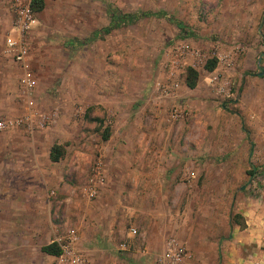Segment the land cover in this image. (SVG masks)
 <instances>
[{"label": "rangeland", "instance_id": "obj_1", "mask_svg": "<svg viewBox=\"0 0 264 264\" xmlns=\"http://www.w3.org/2000/svg\"><path fill=\"white\" fill-rule=\"evenodd\" d=\"M113 8L126 13L164 12L171 19L143 17L104 34L102 29L109 21L107 10ZM263 13L264 0H44L29 37L30 65L37 76V106L51 114L52 120L32 133L0 131V162L4 163L0 165V195L12 190L9 171L15 164L18 184L13 190L43 193L55 203L63 199L58 205L64 213L53 216L56 233L43 231L44 239L33 236L30 242V246H36L28 251L34 259L31 264H53L42 254L33 256V252L38 253L41 244L56 236L66 238L73 229L82 233L76 248L88 264H155L164 240L171 234L183 247L179 264H203L202 256L216 246L204 241L206 201L213 195L217 198V194L220 198L236 194L245 182L239 177L244 169L237 164L236 168L221 169L226 171V180L219 184L212 177L216 169L208 164L201 169L186 161L184 157L195 155L202 130L211 125L209 119L198 115L190 126L191 112L188 118L184 119V114L173 119L170 111L174 106L185 108L189 99L194 105L215 102V109L221 102L238 100L246 75L256 76L257 55L264 53ZM177 22L184 25L183 30ZM10 26L7 0H0V114H17L20 110L19 67L3 52ZM95 32L98 35L94 38ZM183 42L200 54L195 91H189L185 84L188 66L178 76H169L166 67L172 48ZM231 49L230 67L218 66L215 60L213 70L205 69L213 55ZM222 78L228 81V95L217 91ZM172 82L178 86L165 95L161 86H172ZM154 99L162 104L156 116L150 113ZM233 108L226 107L224 113ZM213 115L216 124L219 116ZM154 129L158 130L155 138H145L141 133ZM103 132H109L107 141L102 139ZM241 133L253 142L247 173L263 177L264 132H237ZM2 135L14 143L7 146ZM218 136V132H210L208 140L205 138L210 142V153L221 140ZM228 136L231 144L237 141L236 132ZM149 142L159 152L144 151ZM51 144L61 146L57 162L47 159ZM186 145L194 147L189 156ZM188 170L198 173L188 179ZM96 171L101 172L103 181L89 196ZM26 178L32 184H25ZM148 178L152 179L150 183L145 181ZM229 206L225 208L229 218L237 219L232 202ZM134 217L140 220V226ZM10 219L4 213L0 218V264H29L30 259L23 262L25 248H11L15 235L18 244L25 242L29 227L23 221L21 230L14 234ZM131 227L136 229L134 235L128 234ZM86 249L94 252L93 261Z\"/></svg>", "mask_w": 264, "mask_h": 264}, {"label": "crops", "instance_id": "obj_2", "mask_svg": "<svg viewBox=\"0 0 264 264\" xmlns=\"http://www.w3.org/2000/svg\"><path fill=\"white\" fill-rule=\"evenodd\" d=\"M257 62L258 71L256 73V76L252 77L250 76L251 74L246 75L244 85L240 90V96L238 100H235V102H221L220 107H217V109H215V102L208 105L204 104L207 106V109H203L206 108L204 107V105H197V103L194 105V103L188 102L190 100L192 101L193 99H189L186 101V103L188 104L184 106L186 110L184 119L190 117V112L192 114L190 119L191 122L189 123L190 126H192L197 120L198 115H201V117L204 119H209L207 122L211 125L210 129L202 130L201 143L198 145V148L195 149V155L192 154V156H190L194 157V159L190 157H184L186 161H191L192 165L196 163L201 167V169H206V164L216 169L212 177L217 178V182L219 184H222L221 182L224 183V181L226 180V171L222 172L221 169H226V167L227 169L236 168V164L238 165V168L244 169V174L240 172L239 177L245 182L244 185L240 184V189L236 192V194H233L231 197L222 196L221 198L217 194V198H214L213 195L209 198V200L206 201L208 216L207 220H205L204 223V225L206 226L205 233H207V235L204 237V241L208 240V242H212L216 244V246L213 251L211 248L210 252L207 255L202 256L203 264H264V176L259 177L254 173L253 175H249L247 173L248 165L251 164L252 160V158H250V161H247V158L251 151L250 145H252L253 142L251 137H247L245 133L237 134V132H264L263 52L257 55ZM260 63H262V65H260ZM188 89L189 91L196 90L195 87ZM172 100L176 101L178 99L172 98ZM160 105H162L161 102L154 99L152 103L153 108L150 110V113H154V116H156L158 114L157 111L160 110ZM187 106L190 108H188ZM230 106L234 107L233 110L224 113L226 107ZM152 114L151 116L153 117ZM213 114L219 116L217 117L216 124L215 122H213ZM155 121H158V119L156 118ZM204 132L206 133L204 134ZM210 132H218V137L219 139L221 138V140L216 144L215 148L213 150L211 149V153L210 142L205 140V138L208 140L207 136H209ZM229 132H236L237 141L234 144H231L229 140L231 139V137L228 136ZM141 133H145V138L148 136L155 138V136L158 135V130L154 129V132H146V130H143L141 131ZM2 136L3 139L8 142L6 144L7 146H10V143H14L13 140L10 141L9 136L7 139L4 135ZM107 139L104 141H107ZM149 143L150 145H145L144 151L147 150V152H149L150 154H155L158 151V147L155 145L153 146V142ZM31 144L33 145V142ZM52 145L53 144L50 145L47 153L48 160H50L49 153ZM184 150H186V156H189L190 151H193L194 147L193 145H186V148H184ZM213 154L215 155L212 156V159H210V155ZM209 160H212V162H209ZM2 164L4 163L0 162L1 166ZM13 165L15 166V168L13 167V169L11 168V170L9 171V185L12 190L8 193L0 195V218L3 213L6 217L10 216L11 219L9 220V226L11 228H14V234L21 230H19V226L23 225V221H26L29 230H26V233L28 235L24 238L25 242H23V244L21 243V245L18 244L17 236L15 235L13 244H11V248H18V245L22 248H25L24 252L26 253V258L23 262H28V260L30 259L29 264H31V262H34V259L30 255V252L28 253V251L33 248L34 244L33 246H30V242L32 243L33 236H35L36 238L41 237V239H44L45 237H42L41 234L43 233V231H47V234L56 233L55 231H57V224L55 223L56 220L53 221V216L55 217L58 214L64 213L62 205H58V203H62L63 199H60L58 203H55L53 201L54 198H49L46 196V194L43 193H18V190H13V188L17 187H15L14 185L18 184V177L16 176V174H18V172H16L18 170V167H16L15 164ZM26 165L25 167H28ZM30 167L31 165L28 168ZM199 168H197V170ZM254 168L257 169V166L254 165ZM197 170H188L185 175L186 178H194L195 173H198ZM141 172L143 171L141 170ZM13 174H15L14 177L11 176ZM144 175L148 176V173ZM145 181L146 183H150L152 179L148 178ZM243 181L241 183H243ZM31 182L32 180H30L29 178L25 179V184H32ZM151 186L152 185H150V187ZM222 191L224 192V190ZM231 202L237 219H233L232 217L229 218V213H226L225 208L227 207V205L228 207H230L229 205L231 204ZM123 218L127 219V216H123ZM45 220L48 223H46ZM133 220L134 222L136 221L138 226H140V220L138 218L136 219V217H134ZM44 221L45 224H43ZM72 231L75 232L77 239L81 237L82 233L79 235L77 229H73ZM69 234L70 232L65 236L66 238H63L62 236H56L54 239L41 244L38 247V253L33 252V256L42 254L43 258L51 259L53 264H55L54 255H49L42 252L41 246L50 242H56L58 244L59 240L67 239ZM128 234L132 235L129 231ZM170 236L175 235L171 234L168 237ZM77 239L75 242H73L75 248L76 244L78 243ZM166 240H164L162 244L163 247L161 251L164 250ZM122 247L124 248L126 246H124L123 244ZM35 249L36 246L33 248V251ZM87 251L93 261L94 252L92 253L90 250ZM95 254L99 255V253ZM121 254H124V252H121ZM156 256L157 255L155 254V257ZM155 264H157L156 261Z\"/></svg>", "mask_w": 264, "mask_h": 264}, {"label": "built area", "instance_id": "obj_3", "mask_svg": "<svg viewBox=\"0 0 264 264\" xmlns=\"http://www.w3.org/2000/svg\"><path fill=\"white\" fill-rule=\"evenodd\" d=\"M7 3L11 16V26L4 36L3 52L19 67L17 99L20 110L17 114H0V131L22 130L32 133L35 129L42 128L52 120L51 114L41 111L37 106L35 98L37 76L29 61L31 49L29 37L37 25L38 19L33 8L34 0H7ZM233 54L231 49L227 53L215 54L213 58L218 62V66L230 67L233 63ZM170 55L171 59L166 65L169 76H178L184 66L195 69L200 62L199 52L192 50L190 45L184 42L175 45ZM170 84L172 86H161L165 95L172 94L171 89L178 86L177 82ZM227 85V79L222 78V82L217 88L218 93L228 95L229 88ZM185 113V108L174 106L170 111V117L173 119L182 118ZM94 177V183L88 188L89 196L94 195L95 185L101 184L103 181L100 171H96ZM129 232L134 235L136 229L130 228ZM76 239L75 232L71 231L67 239L58 241L61 251L54 255L55 264H88L87 259L73 245ZM182 255L183 247L176 237L170 236L165 242L164 250L157 256L156 263L179 264Z\"/></svg>", "mask_w": 264, "mask_h": 264}, {"label": "trees", "instance_id": "obj_4", "mask_svg": "<svg viewBox=\"0 0 264 264\" xmlns=\"http://www.w3.org/2000/svg\"><path fill=\"white\" fill-rule=\"evenodd\" d=\"M44 6V0H34L33 3V8L35 11H40ZM108 15H109V23L102 29V33L107 34L111 32L114 28L120 27V26H125L131 23H134L138 21L139 19L143 17H148V16H165L168 20L169 16L164 13V12H157V13H152V12H135V13H126V12H120L119 10L113 8L107 10ZM264 15V13H263ZM176 25L183 30L184 25H182L180 22H177ZM98 35L97 32H95L94 38ZM215 67V59H210L206 64H205V69L206 70H213ZM197 78H198V72L191 68L187 67L186 69V74H185V84L188 88H194L197 83ZM102 139L106 140L109 137V132H103L101 134ZM61 157V146L59 144H53L50 153H49V158L51 161H58ZM252 172H248L250 174ZM41 251L44 253H47L49 255H57L60 253L61 249L59 245L56 242H50L48 244H45L41 246Z\"/></svg>", "mask_w": 264, "mask_h": 264}]
</instances>
